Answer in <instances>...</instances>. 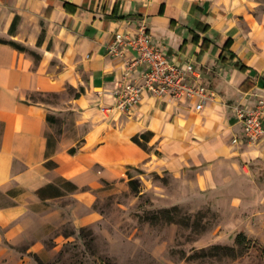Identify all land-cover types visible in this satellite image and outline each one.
Here are the masks:
<instances>
[{
	"label": "crops",
	"instance_id": "crops-1",
	"mask_svg": "<svg viewBox=\"0 0 264 264\" xmlns=\"http://www.w3.org/2000/svg\"><path fill=\"white\" fill-rule=\"evenodd\" d=\"M142 21L175 61L194 63L216 91L202 111L189 100L150 95L132 111L115 107L123 64L107 46L118 30ZM0 37L39 55L0 42V264H36L31 254L42 252L73 201L92 206L95 192L130 167L191 173L208 189L216 186V168L264 154V147L252 152L248 143H233L242 132L234 106L264 94L263 1L0 0ZM37 92L61 93L64 101H31ZM72 117L80 138H54L56 124ZM147 131L151 150L132 139Z\"/></svg>",
	"mask_w": 264,
	"mask_h": 264
},
{
	"label": "rangeland",
	"instance_id": "rangeland-1",
	"mask_svg": "<svg viewBox=\"0 0 264 264\" xmlns=\"http://www.w3.org/2000/svg\"><path fill=\"white\" fill-rule=\"evenodd\" d=\"M30 99L61 105L64 95L37 92ZM61 120L54 138L65 132L80 138L82 129L75 128L73 117ZM243 147L254 152L264 144ZM130 172L138 179L137 190L126 173L97 190L92 206L72 200L70 215L64 211L51 225L32 261L39 264L38 255L44 264H264V154L216 168V186L208 189L191 173ZM176 206L175 219L160 213ZM155 214L158 219H151Z\"/></svg>",
	"mask_w": 264,
	"mask_h": 264
},
{
	"label": "built area",
	"instance_id": "built-area-1",
	"mask_svg": "<svg viewBox=\"0 0 264 264\" xmlns=\"http://www.w3.org/2000/svg\"><path fill=\"white\" fill-rule=\"evenodd\" d=\"M144 21L132 29L115 33L107 53L123 64L124 81L114 90L116 108L129 112L141 106L146 95L158 99L189 100L202 111L216 97V91L202 80L194 63L175 61L162 47ZM254 103L234 106L242 132L234 144H257L264 139V94L252 93ZM264 204V200H263Z\"/></svg>",
	"mask_w": 264,
	"mask_h": 264
},
{
	"label": "trees",
	"instance_id": "trees-1",
	"mask_svg": "<svg viewBox=\"0 0 264 264\" xmlns=\"http://www.w3.org/2000/svg\"><path fill=\"white\" fill-rule=\"evenodd\" d=\"M73 6H75V7H77L76 5H73ZM18 21H19V18L17 17L15 20H14V22H13V24L11 25L12 27H11V29H10V32L11 33H14L15 31H16V29H17V26L16 25H18ZM0 42L1 43H8V44H11L13 47H15L16 49H18L19 51H22V52H26V51H28V52H30L31 54H33L35 57H39V55L36 53V52H34V51H32V50H30L28 47H26V46H24V45H22L21 43H19V42H17V41H15V40H7V39H5V38H2V37H0ZM227 42V41H226ZM228 43L230 44L231 43V39H228ZM227 44V43H226ZM228 44V45H229ZM227 46V45H226ZM238 66L240 67V69H242V70H246L248 67L245 65V64H242V63H239L238 62ZM76 95H79V93H77ZM53 116H48V119H50L51 120V118H52ZM151 133L150 132H143L142 134L141 133H139V134H135V136H133V141L134 142H136L137 144H139L141 147H143L144 149H146V150H151V147L149 146V144H148V142L150 141V138H151ZM76 148H72V150H70L72 153H75L76 152ZM132 167H130V169H131ZM130 169L127 171V174H128V176H129V182H130V184H131V186L132 187H134V189H138V187H137V183H138V179L137 178H134V176L131 174V172H130ZM74 188H77L76 186H74ZM173 210H178V207L176 206V207H174V208H164L163 210H161V212L160 213H162V214H164L165 215V217H167L169 220L170 219H173L175 216L173 215ZM158 217H159V214H155V215H153L152 216V218L151 219H158ZM175 219V218H174ZM241 235H243V234H240L239 235V237H241ZM217 248H223V249H226V250H228V251H233L234 250V248L233 247H230V246H216ZM36 260L38 261V263L39 264H44V262H43V260H41V258L37 255L36 256Z\"/></svg>",
	"mask_w": 264,
	"mask_h": 264
}]
</instances>
